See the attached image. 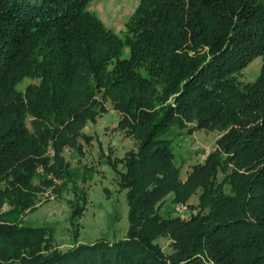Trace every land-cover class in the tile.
I'll return each mask as SVG.
<instances>
[{
  "label": "trees",
  "instance_id": "16d2710c",
  "mask_svg": "<svg viewBox=\"0 0 264 264\" xmlns=\"http://www.w3.org/2000/svg\"><path fill=\"white\" fill-rule=\"evenodd\" d=\"M90 1L0 0V264H264V0H140L125 39ZM110 109L134 141L107 154L128 228L79 242L88 196L65 151L85 155ZM174 127L220 133L184 174ZM47 192L74 193L65 250L54 227L15 218Z\"/></svg>",
  "mask_w": 264,
  "mask_h": 264
},
{
  "label": "rangeland",
  "instance_id": "374dc122",
  "mask_svg": "<svg viewBox=\"0 0 264 264\" xmlns=\"http://www.w3.org/2000/svg\"><path fill=\"white\" fill-rule=\"evenodd\" d=\"M140 0H91L87 9L95 12L114 33L125 39L127 22L130 20ZM130 49L123 47L121 58H128ZM263 59L255 58L241 71V80L254 81L260 74ZM119 114L110 109L96 123L90 122L86 132L94 136L93 146L85 147V155L67 148L65 153L76 172L79 189L87 191L88 202L79 219V242H94L99 238L117 240L122 238L128 228V205L125 191H120L114 179V172L107 161V154L112 149L115 156L122 157L133 147V139L124 136L118 128ZM219 132L212 130H194L174 127L167 136L173 139L176 159L182 165L183 174L192 163L204 161L216 147ZM85 176V177H84ZM74 193L66 192L61 198L46 193L37 208L18 216L16 220L24 225L55 228V245L67 249L76 241L75 227L70 222V200ZM48 198V199H47ZM171 215H186L183 206L167 202L164 206ZM3 210H7V207ZM0 244H2L0 242ZM165 250L168 242L163 241Z\"/></svg>",
  "mask_w": 264,
  "mask_h": 264
}]
</instances>
